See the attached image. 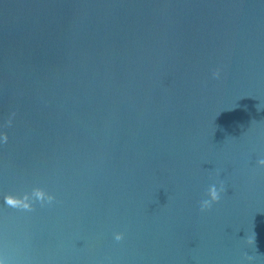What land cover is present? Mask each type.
<instances>
[{
    "label": "water",
    "instance_id": "1",
    "mask_svg": "<svg viewBox=\"0 0 264 264\" xmlns=\"http://www.w3.org/2000/svg\"><path fill=\"white\" fill-rule=\"evenodd\" d=\"M262 160L264 0H0V264H264Z\"/></svg>",
    "mask_w": 264,
    "mask_h": 264
},
{
    "label": "clouds",
    "instance_id": "2",
    "mask_svg": "<svg viewBox=\"0 0 264 264\" xmlns=\"http://www.w3.org/2000/svg\"><path fill=\"white\" fill-rule=\"evenodd\" d=\"M261 163H264V160H262ZM219 191L220 190L218 189L216 184L209 185L208 190H207L208 198L200 201V207L202 209L208 208L213 201H216L217 199H219ZM37 194L39 195V193ZM49 199H51V197H49ZM116 238L119 239L120 236L117 235Z\"/></svg>",
    "mask_w": 264,
    "mask_h": 264
}]
</instances>
